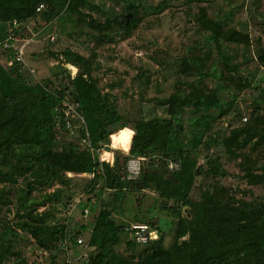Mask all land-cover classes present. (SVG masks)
<instances>
[{
  "label": "trees",
  "instance_id": "1",
  "mask_svg": "<svg viewBox=\"0 0 264 264\" xmlns=\"http://www.w3.org/2000/svg\"><path fill=\"white\" fill-rule=\"evenodd\" d=\"M40 4H44L45 8L37 11ZM82 7L90 9L86 16L88 19L82 20H87L95 31V36H100L101 33L110 35L117 30L112 19L101 21L93 17L96 5L91 0H0V43L10 35L18 38L23 35L31 37L37 31L34 27L38 24L44 28L62 13L80 15ZM129 14L132 17L127 21ZM120 19L118 28L124 35H129L135 23L139 22L138 5L130 4ZM197 22L211 30V39L218 48L222 67L232 77L238 74L240 63L232 64L233 57L227 54L223 44H250L249 36L235 30L224 32L216 22L207 19L206 15H198ZM221 32L224 33L223 37ZM8 53V60L12 61L11 68L0 60V183L16 184L20 178L24 182L31 180L29 187L22 186L18 192L19 220L16 224L28 232L39 247L54 253L72 247L68 241H64L73 230L71 226L50 225L47 221L53 216L57 205L69 196L67 186L71 179L63 172L89 173L94 174L91 192L100 197V208L90 237L84 244H79L78 238L84 230L89 229L85 224L70 236L73 247L78 245L87 250L86 257L77 260L79 264H264V194L247 201L233 193L221 196L217 188L220 178L226 177L228 171L219 158L206 155L205 163L198 165L197 159L190 154L191 146H199L205 142V136L210 132L215 117L227 114L234 107V100L223 104L215 89L206 91L200 82L193 86L192 93L179 91L173 94L165 105L170 117L155 116L138 120L129 155L122 157L121 154L114 153L111 165L99 161L93 155V146L100 143L102 146H109L110 135L121 127H127V124L101 95L92 76V60L70 50L59 54L51 53L57 59L79 69L74 77L69 69L65 71L69 88L61 89L57 86L52 90L50 80L43 83L29 81L24 70L26 68H22V64L15 59L14 49L8 48ZM259 60L264 66L263 51L259 54ZM194 64L201 77L207 76L203 71L206 65L204 60L195 59ZM237 82L249 84L248 78H243L241 74ZM67 89L72 99L79 103L78 110L86 122V126L79 127L76 136L70 135L64 121L58 122L56 113L63 101L71 100L66 96ZM185 100L190 101L186 103ZM185 104L192 106L190 112L195 118H190L188 129L183 131L179 129V124ZM215 105H221V110L215 115L208 114L207 111L212 110ZM263 107L264 91L256 99V105L250 112V120L233 128L230 134L222 138L225 151L231 158H243L240 166L251 185L264 184V166L259 167L251 154L264 146ZM237 115H240L239 112ZM117 125L119 128L113 131L111 127ZM87 131L90 145L81 146L77 140L86 137ZM61 134L73 137L74 142L64 141L60 144L58 137ZM206 146L208 151L210 144ZM20 149H26L27 153ZM130 156L145 158L139 181H127L125 178ZM155 156L164 159V166L151 164L155 161ZM119 158L123 159L121 166L118 165ZM168 160L179 161V168L169 170ZM146 162L152 165L149 169L145 167ZM198 176L214 179V187L211 192L203 191L199 199H193L191 193ZM55 182L60 187L45 193L38 201L32 198L34 190L52 187ZM98 184L99 187H96ZM144 189L153 190L158 199L164 202L163 209L175 216L169 245L164 243L166 231L155 219L141 223H148L156 229L159 238L147 244H138L127 236L124 230L126 225L117 223L112 216L118 209L116 201L125 196L126 191L137 192ZM9 191L10 188L6 186L0 188V205H7L9 202L4 198ZM107 194L113 199L103 197ZM41 206L46 208L39 211ZM134 221H137V217ZM4 231L10 232L12 238L1 242L0 264H7L2 256L13 253V238L17 234L8 225ZM123 238L126 252L117 248ZM55 259L52 256L50 262L40 264H60Z\"/></svg>",
  "mask_w": 264,
  "mask_h": 264
},
{
  "label": "rangeland",
  "instance_id": "2",
  "mask_svg": "<svg viewBox=\"0 0 264 264\" xmlns=\"http://www.w3.org/2000/svg\"><path fill=\"white\" fill-rule=\"evenodd\" d=\"M91 3L96 5L92 12L93 17L101 21L112 19L117 30L110 35L101 33L100 36H95V31L87 20H82L88 19L86 17L90 12L88 7L81 8L82 15L62 13L46 27L43 28L40 24L34 27L37 31L40 29L43 31L24 50V59L28 67L32 69L31 72L24 70L27 79L33 83L50 80L52 90L57 86L64 89L69 88L70 85L69 79L64 76L65 71L69 69L71 76L74 77L79 73V69L63 62L64 60L57 59L51 53L59 54L69 48L86 59L92 60V76L97 82L101 95L111 103L127 124V127H121L119 130H117L119 125L111 127L113 131H117L110 135L109 146L106 144L102 146V143L93 146V155L101 162H103L101 157L106 158L104 155L107 156L104 162H110L112 153L117 152L122 157L129 155L127 151L129 152L131 147L135 123L140 119H150L155 116L170 117L165 106L167 100L179 91L194 92L193 86L200 82L201 87L206 91L215 89L223 104L233 100L235 103L227 114L215 117L210 132L205 136V142L199 146H191V156L197 159L198 165L205 163L206 155L219 158L228 171L226 177L220 178V185L217 188L221 196L233 193L236 197L247 201L263 195L264 184H249L240 166V162L244 161L243 158H231L225 151L222 138L230 134L233 128L250 120V112L256 105V99L264 91V66L259 60V54L261 51L264 52V0H91ZM132 3L138 5L139 22L135 23L129 35H124L118 28L120 16ZM129 15L131 19L132 14ZM198 15H206L207 19L216 22L224 32L235 30L249 36L250 44L232 42L223 44L227 54L233 57L232 64L240 63L238 74L232 77L222 67L218 48L211 39L212 32L197 22ZM51 33L58 35V42L55 44H52L48 38ZM221 34L223 37L224 33L221 32ZM26 37L23 35L22 41L29 38ZM22 41L20 43H23ZM4 43L5 41L0 43V60L11 68L8 48H5ZM20 43L15 42V47L22 46ZM14 51L16 52L15 49ZM199 58L206 63L203 67V71L207 73L205 77L197 73V66L194 64V60ZM240 74L243 78H248V85L237 82ZM66 96L73 103L69 89L66 91ZM189 101L185 100L186 103ZM191 108L192 106L189 107L187 104L183 107L182 121L179 124V129L183 131L188 129L190 118L193 117ZM220 110L221 105H215L207 113L215 115ZM237 112L240 115H237ZM126 129L132 135L120 139L121 133ZM76 135H78L77 132H75ZM187 136L189 137V134ZM58 140L60 144L64 141L74 142L73 137L64 134L59 135ZM81 140V138L77 140L79 145H88L80 144ZM208 144L210 149L207 151ZM20 150L27 153L26 149ZM251 154L259 167L264 166V146ZM131 157L133 156L129 159ZM144 160L143 157L140 174L135 179L128 178L126 167L127 181H139ZM163 160L160 156H155V161L151 164H159L162 167ZM122 163L123 159L119 158L118 165L121 166ZM150 165L148 162L145 163L148 169ZM176 165H179V161L168 160L167 162L168 169L171 171L177 170ZM63 174L71 179L67 186L69 196L57 205L47 224L70 225L73 232L71 231L64 241H68L72 247L66 250L61 249L57 253L44 251V248L39 247L28 232L16 224L19 220L18 192L22 186L29 187L31 180L24 182L20 178L16 184L0 183V188L3 186L10 188V191L4 195L9 202L7 205H0V245L1 242L6 241L5 239L12 238L10 232L4 231L7 225L13 227L17 233L13 238V253L2 256L7 264H16L17 261L18 264L47 263L51 261L52 256H55V261L60 264L66 262L79 264L78 257L83 252H87L82 246L73 247L70 236L79 231L82 224H85L89 229L84 230L82 236L85 239L90 237L91 228L94 226L100 208V197L97 193L91 192V181L94 176L89 173L74 172H63ZM213 185L214 179L198 176L191 197L199 199L203 191L211 192ZM58 187L60 184L55 182L52 187L36 189L32 192V198L38 201L42 195L53 192ZM96 187H99V184ZM103 197L113 199L108 194ZM88 199H91L90 203ZM116 202H118V209L112 216L117 223L131 225L138 221L148 222L155 219L166 231L165 245L171 243L175 216L163 209L164 202L158 199L153 190L126 191L125 196ZM45 208L41 206L39 211ZM85 210H88L86 215ZM136 217L137 221H134ZM117 248L121 252H126L124 238Z\"/></svg>",
  "mask_w": 264,
  "mask_h": 264
},
{
  "label": "built area",
  "instance_id": "3",
  "mask_svg": "<svg viewBox=\"0 0 264 264\" xmlns=\"http://www.w3.org/2000/svg\"><path fill=\"white\" fill-rule=\"evenodd\" d=\"M45 8L44 4H40L37 8V11H41ZM15 25H18L17 22H15ZM43 31V29H41L40 31L37 32H33L32 36L29 37L28 39L22 41L21 38L18 37H14L12 35L9 36V38L5 41L4 46L5 48H14L16 50V56L15 59L22 63V67L26 68L28 70H31L25 59H24V50L26 48V46H28V44H30L31 41H34L39 35L40 32ZM49 40L50 42H52V44H55L58 42V35L56 33H51L49 34ZM23 43H20V42ZM15 42H19L20 44H22V46L20 47H15L14 43ZM66 50H70L75 52L72 49L66 48L64 51ZM10 65L12 64V61L9 62ZM63 101L61 106L58 107L56 109V113H57V117H58V122H63L65 123L67 129L70 132V135L74 136L75 132L78 133V129L79 127H81L82 125L86 126V122L84 117L80 114L79 112V103L73 101ZM63 114V115H62ZM82 143L85 144H89L90 145V139H89V132H86V137L81 138ZM102 161H106L107 159H105L104 157H101ZM142 160L143 157H137V156H133L129 159L128 161V165H127V171H128V178L129 179H135L139 176L140 171H141V164H142ZM108 162V161H107ZM180 165H176V168L178 169ZM174 167H172L173 169ZM94 176V174H91ZM88 214V210H85V215ZM124 230L127 232V234L129 235V237L135 241L138 244H147L152 240L158 239L159 238V232L152 228L151 225H149L148 223H133L131 225H126ZM86 241V239L83 236H79L78 238V243L79 244H84V242ZM87 255L86 251L83 252L78 259H83L85 258Z\"/></svg>",
  "mask_w": 264,
  "mask_h": 264
},
{
  "label": "clouds",
  "instance_id": "4",
  "mask_svg": "<svg viewBox=\"0 0 264 264\" xmlns=\"http://www.w3.org/2000/svg\"><path fill=\"white\" fill-rule=\"evenodd\" d=\"M130 135H132V133L129 132V131L126 129L124 132L121 133V137H120V139H125L126 137H128V136H130ZM114 146H115V145H114Z\"/></svg>",
  "mask_w": 264,
  "mask_h": 264
},
{
  "label": "crops",
  "instance_id": "5",
  "mask_svg": "<svg viewBox=\"0 0 264 264\" xmlns=\"http://www.w3.org/2000/svg\"><path fill=\"white\" fill-rule=\"evenodd\" d=\"M132 129V128H131ZM134 131V130H133ZM134 133H135V131H134ZM112 153V152H111ZM127 153H128V151H127ZM113 160V162H114V154L112 153V157L110 158V162L108 161V163H110V164H113V162L111 163V161Z\"/></svg>",
  "mask_w": 264,
  "mask_h": 264
},
{
  "label": "water",
  "instance_id": "6",
  "mask_svg": "<svg viewBox=\"0 0 264 264\" xmlns=\"http://www.w3.org/2000/svg\"><path fill=\"white\" fill-rule=\"evenodd\" d=\"M129 19H130V15H128V20L127 21H129ZM27 186H28V184H27ZM158 222V221H157Z\"/></svg>",
  "mask_w": 264,
  "mask_h": 264
},
{
  "label": "bare ground",
  "instance_id": "7",
  "mask_svg": "<svg viewBox=\"0 0 264 264\" xmlns=\"http://www.w3.org/2000/svg\"><path fill=\"white\" fill-rule=\"evenodd\" d=\"M104 156L107 158V156H106V155H104ZM106 158H105V159H106Z\"/></svg>",
  "mask_w": 264,
  "mask_h": 264
},
{
  "label": "snow or ice",
  "instance_id": "8",
  "mask_svg": "<svg viewBox=\"0 0 264 264\" xmlns=\"http://www.w3.org/2000/svg\"><path fill=\"white\" fill-rule=\"evenodd\" d=\"M114 139H115V137H114Z\"/></svg>",
  "mask_w": 264,
  "mask_h": 264
}]
</instances>
